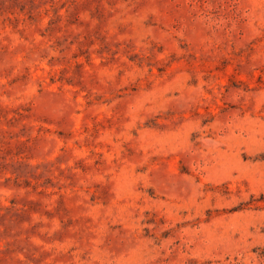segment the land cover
<instances>
[{
    "label": "rangeland",
    "instance_id": "374dc122",
    "mask_svg": "<svg viewBox=\"0 0 264 264\" xmlns=\"http://www.w3.org/2000/svg\"><path fill=\"white\" fill-rule=\"evenodd\" d=\"M0 264H264V0H0Z\"/></svg>",
    "mask_w": 264,
    "mask_h": 264
}]
</instances>
